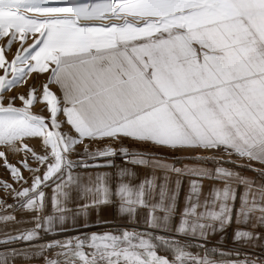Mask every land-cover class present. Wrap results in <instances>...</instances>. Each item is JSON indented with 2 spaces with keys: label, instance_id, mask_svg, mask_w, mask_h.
I'll return each instance as SVG.
<instances>
[{
  "label": "snow or ice",
  "instance_id": "obj_1",
  "mask_svg": "<svg viewBox=\"0 0 264 264\" xmlns=\"http://www.w3.org/2000/svg\"><path fill=\"white\" fill-rule=\"evenodd\" d=\"M0 71V264H264V0H0Z\"/></svg>",
  "mask_w": 264,
  "mask_h": 264
},
{
  "label": "crops",
  "instance_id": "obj_2",
  "mask_svg": "<svg viewBox=\"0 0 264 264\" xmlns=\"http://www.w3.org/2000/svg\"><path fill=\"white\" fill-rule=\"evenodd\" d=\"M37 75H42V74H37ZM45 75H47V74H45ZM53 88L55 89V86H53ZM126 144L132 150H136V149L142 147L141 145L133 144L131 141H127ZM151 151L160 152L162 150L161 149H151ZM116 162H117V164L122 163L119 159H117ZM255 166L259 167L258 164L255 165ZM136 171L138 173V177H137L136 183H139L141 180H144L145 178H151V176H152V172H151L150 169L139 168V169H136ZM244 174L249 176V177H254L255 176V173L252 172V171H246ZM156 175L159 176L160 173L157 172ZM186 184H187V181L185 180V191L187 190L186 189ZM180 203H181V206H182V204H183V193L181 194ZM18 218L28 219L29 217H27V216L20 217L19 214H18ZM104 218H105L106 221H108V223L102 224L98 228L97 227H93V228L90 229V231L100 232V231L112 230L113 228H115L118 225H125L127 223V221H123V220L119 219L117 214H115L113 212L106 213ZM142 226H143V215L141 216V227ZM4 230H5V226L3 224H0V235H2ZM7 230H9V231L14 230L13 226L11 224H9L8 227H7ZM65 235H73V233H66ZM57 238H62V237H57ZM213 243H216V241H213ZM222 246L225 249H230V248H232L234 246L231 243V234L230 233H229V237L226 238L222 242ZM1 247H3V246H0V248ZM242 250H244V251H263L264 250V242H261V244H258L255 247H246V248H243ZM48 256H49V258H51V257H53L55 255H52V256L48 255ZM16 261H17V262H15L16 264H23V263H26V262L27 263L28 262L36 263V262H40L42 260L24 261V260H21V259H17Z\"/></svg>",
  "mask_w": 264,
  "mask_h": 264
},
{
  "label": "rangeland",
  "instance_id": "obj_3",
  "mask_svg": "<svg viewBox=\"0 0 264 264\" xmlns=\"http://www.w3.org/2000/svg\"><path fill=\"white\" fill-rule=\"evenodd\" d=\"M16 50V46L13 47L12 49V52L14 53ZM9 58L11 59V55L9 56ZM0 74H3L2 71H0ZM47 80V75L45 74H42V75H37L35 73H33L27 80V83L25 84H22L20 86H17L16 88L12 89L11 91H8V92H5L4 95L6 97H11V96H14V95H18V94H27L28 90L30 87H35L37 88L38 90H42V85L46 82ZM53 90H55L53 88ZM16 104L17 106L20 105V101L17 100L16 101ZM36 113L38 114H42V115H45L47 116L48 113L45 111L43 113H41V105L37 104L34 109H33ZM30 146L31 145H35L36 146V150L39 151V141L38 140H33V141H30ZM0 150H3V149H0ZM21 157L19 155H11L9 154V160L12 162V163H16ZM25 176H28L29 173L25 171L24 173ZM0 179L2 180H9V176H8V173L5 171V169L3 168V160L0 159ZM0 195H2V193H0ZM8 199V203H13L12 199L9 197L7 198ZM109 231V230H107ZM100 232H103V231H100ZM0 250H3V247L0 248ZM48 255H55L54 253H48ZM51 258H54L51 257ZM17 262V261H16ZM16 264V263H15ZM23 264H44L43 260L40 261V262H36V263H30V262H26V263H23Z\"/></svg>",
  "mask_w": 264,
  "mask_h": 264
},
{
  "label": "built area",
  "instance_id": "obj_4",
  "mask_svg": "<svg viewBox=\"0 0 264 264\" xmlns=\"http://www.w3.org/2000/svg\"><path fill=\"white\" fill-rule=\"evenodd\" d=\"M242 253H247L249 256L253 258H264V250L263 251H244L242 250Z\"/></svg>",
  "mask_w": 264,
  "mask_h": 264
}]
</instances>
